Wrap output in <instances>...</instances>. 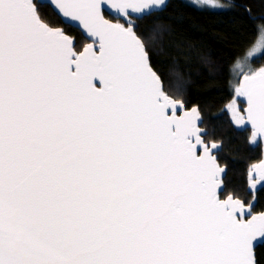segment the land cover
<instances>
[{
  "label": "snow or ice",
  "instance_id": "1",
  "mask_svg": "<svg viewBox=\"0 0 264 264\" xmlns=\"http://www.w3.org/2000/svg\"><path fill=\"white\" fill-rule=\"evenodd\" d=\"M105 6L124 22L106 19ZM170 7L0 0V264H257L264 212L220 199L218 143L208 146L198 109L169 97L150 63L164 29L153 21L137 32V19ZM42 8L78 22L92 43L78 51ZM254 35L234 68L264 51V23ZM235 95L247 101L246 119L235 100L227 106L235 123L264 144V67L243 71ZM248 182L264 185V161Z\"/></svg>",
  "mask_w": 264,
  "mask_h": 264
},
{
  "label": "trees",
  "instance_id": "2",
  "mask_svg": "<svg viewBox=\"0 0 264 264\" xmlns=\"http://www.w3.org/2000/svg\"><path fill=\"white\" fill-rule=\"evenodd\" d=\"M223 1L238 6L210 10L180 0L181 11L176 15V0H170L173 7L168 10L137 19V32L146 35L153 21L163 27L161 42L149 43L150 63L169 97L182 100L186 109L198 108L207 132L205 142L218 143L216 159L226 169L220 198L231 194L246 205L251 204L253 214L261 213L264 187L251 191L247 178L249 169L261 159V145L250 144L251 131L232 121L227 106L234 99L232 67L255 42L254 33L264 23V0ZM246 9H251V14ZM41 15L51 27L61 28L73 37L78 51L87 44L79 31L64 25L51 9L42 8ZM251 63L255 69L264 67V52ZM243 106L242 99L238 106L240 115ZM255 256L257 264H264V247L256 248Z\"/></svg>",
  "mask_w": 264,
  "mask_h": 264
},
{
  "label": "water",
  "instance_id": "3",
  "mask_svg": "<svg viewBox=\"0 0 264 264\" xmlns=\"http://www.w3.org/2000/svg\"><path fill=\"white\" fill-rule=\"evenodd\" d=\"M43 2H47V0H42V3ZM53 11V13L61 20V22L64 24V25H67V26H69V27H71V28H74V29H76L77 31H79L80 32V34L82 35V37L87 41V44H89V43H92V38L91 37H89L88 35H87V33L85 32V30L79 25V23L78 22H72V21H68V20H66L65 18H63L62 16H60L58 13H56L54 10H52ZM104 15H107V16H109V17H113L115 20H117V21H124L123 20V18L122 17H119L114 11H112L111 9H109L107 6H105L104 7ZM106 18V17H105ZM107 19V18H106ZM109 20V19H108ZM111 21V20H110ZM111 22H113V23H115V21H111ZM68 35V34H67ZM70 36V35H69ZM74 43H75V41H74ZM84 48V47H83ZM83 48L81 49V51L83 50ZM94 83L96 84V86L97 87H100V84H99V81L97 80V81H94ZM162 87H163V84H162ZM163 91H164V89H163ZM242 99H243V101H244V104H245V106H244V108H243V116L245 117V119L247 118V113L244 111V109L247 107V101H246V99L244 98V97H242ZM185 107V106H184ZM193 107H191V108H188V109H186V110H188V111H190L191 109H192ZM198 109V108H197ZM199 111V110H198ZM178 114H182V112H179L178 111ZM199 114H200V112H199ZM200 117H201V119H200V122H199V126L203 129V133H202V135H203V139L205 138V136H206V131H205V129L202 127V116H201V114H200ZM243 127H245V128H247V129H249L251 132H252V129H251V125H249V124H245V125H242ZM208 144V143H207ZM261 144V143H260ZM208 146L209 147H211V143L210 144H208ZM218 150H219V147H218V149H213V154L216 156V153L218 152ZM261 154H262V156H261V159H260V161H258L257 163H255V164H259L261 161H264V144H261ZM216 161H217V159H216ZM217 164H218V162H217ZM254 164V165H255ZM218 166H219V164H218ZM220 167V166H219ZM221 169H223V171L222 172H220L219 174H218V179L220 180V182H221V187L218 189V194H219V197H220V194H222V192L224 191V184H223V179L225 178V176H226V169H225V167H220ZM248 173H249V171H248ZM247 178H248V174H247ZM262 187H264V185H258L257 186V188H256V190L255 191H258L259 189H261ZM248 188H249V182H248ZM250 189V188H249ZM251 191H253L252 189H250ZM254 191V192H255ZM227 197H225L224 199H226ZM221 199V198H220ZM262 213V212H261ZM251 214L252 215H259L260 213H252L251 212ZM247 218H250V217H247Z\"/></svg>",
  "mask_w": 264,
  "mask_h": 264
},
{
  "label": "rangeland",
  "instance_id": "4",
  "mask_svg": "<svg viewBox=\"0 0 264 264\" xmlns=\"http://www.w3.org/2000/svg\"><path fill=\"white\" fill-rule=\"evenodd\" d=\"M184 1H186L187 3H189V4H191V5H193V6H195L196 8H207V9H210V10H223V9H226L227 8V6L226 7H223V8H212V7H209V6H201V5H198V4H196V3H194L193 2V0H184ZM220 3H222V4H224V5H228L226 2H224L223 0H220ZM251 48V47H250ZM249 48V49H250ZM248 49V50H249ZM247 50V51H248ZM264 51H261V52H257V53H255L251 58H249L247 61H245L244 62V64H243V68L242 69H236V68H234V65H233V67H232V76H233V79H234V81L232 82V90H233V94H234V99L229 103V104H232L233 103V101L235 100V104H234V108L235 109H237L238 111H239V101L240 100H242V97H236V95H235V87H236V85H238V81H239V79H240V77L242 76V72L243 71H248L249 70V68H251V69H255L254 67H253V65H252V60H254L256 57H259L262 53H263ZM246 54V53H245ZM244 56H242L241 57V59L243 58ZM235 64V63H234ZM237 76H239V77H237ZM244 102V101H243ZM244 106H245V104H244ZM244 106H243V108H244ZM227 111H228V114L231 116V118H232V121L233 122H235L234 121V117H233V113L228 109V107H227ZM240 113V112H239ZM242 114H243V110H242Z\"/></svg>",
  "mask_w": 264,
  "mask_h": 264
},
{
  "label": "flooded vegetation",
  "instance_id": "5",
  "mask_svg": "<svg viewBox=\"0 0 264 264\" xmlns=\"http://www.w3.org/2000/svg\"><path fill=\"white\" fill-rule=\"evenodd\" d=\"M256 145V144H255ZM261 145V144H260Z\"/></svg>",
  "mask_w": 264,
  "mask_h": 264
}]
</instances>
